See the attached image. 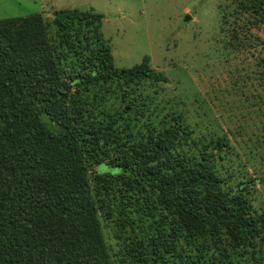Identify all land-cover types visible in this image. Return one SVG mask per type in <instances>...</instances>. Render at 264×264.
<instances>
[{
  "label": "trees",
  "instance_id": "1",
  "mask_svg": "<svg viewBox=\"0 0 264 264\" xmlns=\"http://www.w3.org/2000/svg\"><path fill=\"white\" fill-rule=\"evenodd\" d=\"M237 3L222 26L264 21V0ZM103 18L0 19V264H264L251 179L234 187L221 171L228 137L196 140L180 112L136 132L146 103L129 87L167 78L149 56L116 66ZM100 164L116 171L92 180Z\"/></svg>",
  "mask_w": 264,
  "mask_h": 264
},
{
  "label": "rangeland",
  "instance_id": "2",
  "mask_svg": "<svg viewBox=\"0 0 264 264\" xmlns=\"http://www.w3.org/2000/svg\"><path fill=\"white\" fill-rule=\"evenodd\" d=\"M232 6L225 8V5ZM238 0H0V19L41 13L51 20L65 8L104 14L101 31L112 45L115 65L130 67L149 56L167 80L146 79L136 89L145 102L136 132L180 112L193 138L208 142L226 135L230 147L220 161L236 187L251 179L253 205L264 208V21L244 16L222 26L224 10H240ZM224 8V10L222 9ZM187 15L191 18L186 20ZM126 88V87H125ZM108 86L104 90H107ZM123 87L112 84L110 106L126 103ZM114 92L113 94H111ZM111 95V97H110ZM140 103V104H141ZM140 134V133H139ZM187 148L189 146H186ZM116 171L106 164L90 168ZM151 218L142 222L149 228ZM108 234V232H107ZM117 249L123 241L110 239ZM264 260V259H263Z\"/></svg>",
  "mask_w": 264,
  "mask_h": 264
},
{
  "label": "water",
  "instance_id": "3",
  "mask_svg": "<svg viewBox=\"0 0 264 264\" xmlns=\"http://www.w3.org/2000/svg\"><path fill=\"white\" fill-rule=\"evenodd\" d=\"M54 14L57 15L58 14V11H55ZM190 18H191V16L190 15H187L186 20H189Z\"/></svg>",
  "mask_w": 264,
  "mask_h": 264
}]
</instances>
